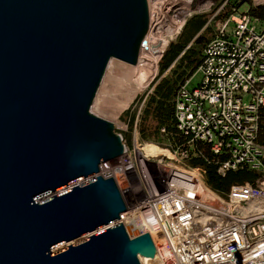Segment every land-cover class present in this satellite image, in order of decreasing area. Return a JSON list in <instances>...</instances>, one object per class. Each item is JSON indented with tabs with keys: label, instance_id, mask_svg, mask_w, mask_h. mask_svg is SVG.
I'll return each mask as SVG.
<instances>
[{
	"label": "water",
	"instance_id": "water-1",
	"mask_svg": "<svg viewBox=\"0 0 264 264\" xmlns=\"http://www.w3.org/2000/svg\"><path fill=\"white\" fill-rule=\"evenodd\" d=\"M151 18L150 0H0V264H175L114 126Z\"/></svg>",
	"mask_w": 264,
	"mask_h": 264
},
{
	"label": "built area",
	"instance_id": "built-area-1",
	"mask_svg": "<svg viewBox=\"0 0 264 264\" xmlns=\"http://www.w3.org/2000/svg\"><path fill=\"white\" fill-rule=\"evenodd\" d=\"M242 2L221 0L211 17L227 11L198 69L178 88L175 118L189 141L206 142L219 156L220 174L248 168L258 175L223 197L202 168L185 165L179 148L142 153L140 174L134 171L175 264H264V20L240 11Z\"/></svg>",
	"mask_w": 264,
	"mask_h": 264
},
{
	"label": "trees",
	"instance_id": "trees-1",
	"mask_svg": "<svg viewBox=\"0 0 264 264\" xmlns=\"http://www.w3.org/2000/svg\"><path fill=\"white\" fill-rule=\"evenodd\" d=\"M249 12L264 20V5H251ZM221 0L215 4L219 7ZM227 14V11L225 12ZM214 16L212 21L209 12L200 11L187 17L178 35L172 39L165 49L160 61V74L152 83V90L147 95L142 107L141 136L144 140H158L165 136L172 149L179 148L185 152L184 163L204 170L206 184L222 195L228 196L233 184L252 181L258 173L248 168L228 171L225 175L218 172L219 156L212 152L206 142H191L178 130L175 118V96L178 88L186 82L198 69L203 60V50L208 41L215 35L213 23L220 18ZM213 31L211 36L207 32ZM137 120V111L130 112L129 124L133 128ZM153 122L151 126L149 122ZM165 128V131L162 129ZM264 144V132L260 135Z\"/></svg>",
	"mask_w": 264,
	"mask_h": 264
},
{
	"label": "rangeland",
	"instance_id": "rangeland-1",
	"mask_svg": "<svg viewBox=\"0 0 264 264\" xmlns=\"http://www.w3.org/2000/svg\"><path fill=\"white\" fill-rule=\"evenodd\" d=\"M154 0H150V4ZM157 1V0H155ZM162 1V0H161ZM218 0H194L193 3L190 4V10L191 13L200 12V11H206L209 12L211 16L217 11V9L214 10L215 4ZM243 4L240 7V11H245L249 8L248 2H245V0H242ZM165 4L163 2V6L161 8H168L167 14L163 16V14L160 15V18L163 19L164 25L168 27V24L171 23L175 16L176 6L171 7L167 4V1L165 0ZM169 3V2H168ZM151 7V5H150ZM152 14V13H151ZM220 18H223L226 14L223 12L220 14ZM189 15L186 16V18ZM219 18V19H220ZM218 19V20H219ZM217 21V20H216ZM215 21V22H216ZM215 22L212 25V28L215 31ZM164 28V38L163 43L161 46H148L149 51H151V55H149L148 51L144 49L142 50L141 54V61L138 66V76H139V82H138V93L133 98L132 102L129 104L128 107L124 108L114 119V126L116 132L122 135L124 143L126 145V148L128 149L129 154L126 155L128 162L132 166L133 170L136 171L138 174H140V168L139 163L141 160L142 153L149 156L150 153H157L159 152L162 155L168 154V150L172 149L171 144L168 142V139L165 138V136H160V139L158 140H144L141 136V117H142V107L144 105V102L146 100L147 95L152 90V83L155 81V79L160 74V60L164 54V51L166 47L168 46L169 42L174 39L178 35L177 29L174 33L168 30V28ZM149 33V32H148ZM153 33V34H152ZM158 29L152 30L148 36L146 37L145 43L147 41L153 39V41L157 38ZM214 32L209 31L207 32V36H211ZM161 49V54L159 56V60H155L156 52L158 49ZM153 49V50H152ZM154 52V54H153ZM148 57V58H147ZM146 61V62H145ZM145 62V63H144ZM149 70V71H148ZM200 74L196 73V75L193 78L192 83H196L199 79ZM137 111V120L133 128L130 127L129 124V118H130V112ZM149 124L152 126L153 122H149ZM162 131H164L162 129ZM144 147V149H142ZM138 152L141 154L139 155ZM165 156V155H164ZM150 157V156H149ZM151 158V157H150ZM135 172V173H136ZM136 178H137V175ZM139 176V175H138ZM141 177V176H140Z\"/></svg>",
	"mask_w": 264,
	"mask_h": 264
},
{
	"label": "bare ground",
	"instance_id": "bare-ground-1",
	"mask_svg": "<svg viewBox=\"0 0 264 264\" xmlns=\"http://www.w3.org/2000/svg\"><path fill=\"white\" fill-rule=\"evenodd\" d=\"M166 1H167L166 5H169L171 7H175L176 6L175 16H174L173 20L171 21V23L168 24V27L163 24L164 21H163V19L160 18L161 14H163V16H165L167 14V11H168V8H169V7L167 9H166V7L163 8V9L161 8V6H163L166 3L165 0H162V1L161 0H157V1L154 0L150 4L151 5V13H152L151 17L152 18H151V26H150V29H149V33L152 30L154 31L155 29H158V33H157V36H156L157 38L154 41H153V39H151V40L147 41L145 45H144V43H145V41H144V43H143V45L141 47L139 58H138V61H137V69H136V78H137L138 82H139L138 66H139V63L141 61V54L143 52L142 50L144 49L143 47L145 46V50L144 51H148L149 55H151V51H149V49H148L149 47L148 46H153L154 47V46H161L162 45L163 38H164V28L167 27L168 30H166V31H170V32L174 33L177 29H180V27L182 26L183 22L185 21V18L187 16V14L191 12L190 4L186 3L184 0H166ZM163 2H164V4H163ZM156 50H157V52H156L155 60H157L159 58L160 54H161V49L160 48H158ZM153 54H154V52H153ZM137 93H138V86H137L136 94ZM136 94H135V96H136ZM138 154L141 155L139 152H138Z\"/></svg>",
	"mask_w": 264,
	"mask_h": 264
}]
</instances>
